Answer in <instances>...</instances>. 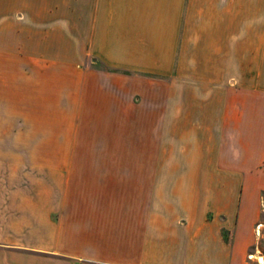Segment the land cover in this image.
I'll return each instance as SVG.
<instances>
[{"label": "crops", "instance_id": "obj_1", "mask_svg": "<svg viewBox=\"0 0 264 264\" xmlns=\"http://www.w3.org/2000/svg\"><path fill=\"white\" fill-rule=\"evenodd\" d=\"M1 29H65L69 55L15 76L0 264H264V201L170 192L174 175L199 192V175L220 173L222 141L258 151L229 172L259 165L264 190V0H0ZM80 126L110 148L78 149Z\"/></svg>", "mask_w": 264, "mask_h": 264}, {"label": "rangeland", "instance_id": "obj_2", "mask_svg": "<svg viewBox=\"0 0 264 264\" xmlns=\"http://www.w3.org/2000/svg\"><path fill=\"white\" fill-rule=\"evenodd\" d=\"M87 14L84 12L70 14L66 8L62 9V19H70L73 31H77L84 26ZM69 35V31L65 29L46 31L44 39L40 38L41 33L38 31H28L31 34L30 38H24L22 31L0 30V149L8 146L12 141L13 134L21 128L18 123L21 110L18 108L19 95L17 94L18 85L15 78L22 71L37 70V69H55L57 61L53 57H66L69 55V50L64 44V35ZM82 53L85 52L84 46H81ZM24 54V55H23ZM36 55H47L49 60H32ZM56 55V56H55ZM85 59L81 63L83 68H97L99 64L91 59L90 55L84 53ZM24 56V57H23ZM25 58V59H24ZM145 78H155L158 81H165L164 78L153 77L142 74ZM226 99H222V101ZM91 127L80 126L76 129L77 133V148H110L108 143H96L94 141L86 142L87 138L97 136L88 135ZM237 143H221V168L220 173H205L199 175V182L202 189L198 192L187 189L186 187L178 188L177 179L182 178V181L191 182L192 175H174L173 188L171 193L174 198H181L182 201H195L197 198H203L204 201H264V190L260 188L261 174L260 167H253L254 172L251 173H233L231 169H244L251 164L258 162V158L251 157L252 154L258 153L257 150L241 149L232 150L228 146ZM245 145L246 143H238ZM89 145V146H88ZM121 148L132 149V142H122ZM114 148V147H113ZM264 222V214L261 206L260 223ZM264 229V228H263ZM258 233L261 227L256 229ZM258 246L264 247V238L258 240Z\"/></svg>", "mask_w": 264, "mask_h": 264}, {"label": "built area", "instance_id": "obj_3", "mask_svg": "<svg viewBox=\"0 0 264 264\" xmlns=\"http://www.w3.org/2000/svg\"><path fill=\"white\" fill-rule=\"evenodd\" d=\"M262 212L264 214V205L262 204ZM260 226V224H258L257 228Z\"/></svg>", "mask_w": 264, "mask_h": 264}]
</instances>
